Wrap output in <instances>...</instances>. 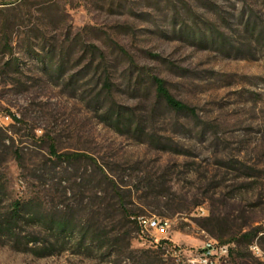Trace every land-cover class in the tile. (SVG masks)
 Here are the masks:
<instances>
[{
  "label": "rangeland",
  "instance_id": "374dc122",
  "mask_svg": "<svg viewBox=\"0 0 264 264\" xmlns=\"http://www.w3.org/2000/svg\"><path fill=\"white\" fill-rule=\"evenodd\" d=\"M0 111V264H177L156 236L264 264V0H0Z\"/></svg>",
  "mask_w": 264,
  "mask_h": 264
},
{
  "label": "built area",
  "instance_id": "2783aa9c",
  "mask_svg": "<svg viewBox=\"0 0 264 264\" xmlns=\"http://www.w3.org/2000/svg\"><path fill=\"white\" fill-rule=\"evenodd\" d=\"M11 121V115L0 111V127L8 126ZM138 223L143 233L153 232L155 234L168 230L172 224L170 219L147 216L139 217ZM155 246L161 249L165 257H170L177 264H226L236 248L234 242H223L217 239L206 241L200 248H185L157 236ZM250 250L264 262V256L260 254L259 247H252L251 243Z\"/></svg>",
  "mask_w": 264,
  "mask_h": 264
},
{
  "label": "trees",
  "instance_id": "16d2710c",
  "mask_svg": "<svg viewBox=\"0 0 264 264\" xmlns=\"http://www.w3.org/2000/svg\"><path fill=\"white\" fill-rule=\"evenodd\" d=\"M151 83L156 86L158 97L162 100H164L168 106H170L172 109L178 111V112H188L191 111V109L183 104L182 102L176 100L173 95L169 92L166 82L163 79H160L156 76H149ZM104 90L110 92L111 91V83L107 80L105 81V88ZM131 115V116H130ZM133 118L134 115L131 113L128 116V113L123 111L121 107H118V109H115V111L112 112V115L110 119L112 120L113 126L116 128H119L121 126H127L129 132L139 133L140 135L145 134V131L142 129L141 124L136 125V127H133ZM19 120V119H17ZM126 121L128 123H126ZM79 155L77 154H66L63 156H58L59 159H72L74 157H77ZM32 204V203H30ZM23 209V203L21 201H18L14 207L9 213H7L5 219L2 221L3 225L7 230L12 231L14 229V224L18 223L20 219L22 218L21 212ZM53 219H51L52 221ZM54 226V225H53ZM68 225L67 221L62 220L58 224V230L59 231H67ZM258 234V231H251L247 234H245V237L248 238V240L253 239ZM161 251L159 247H156Z\"/></svg>",
  "mask_w": 264,
  "mask_h": 264
},
{
  "label": "bare ground",
  "instance_id": "6f19581e",
  "mask_svg": "<svg viewBox=\"0 0 264 264\" xmlns=\"http://www.w3.org/2000/svg\"><path fill=\"white\" fill-rule=\"evenodd\" d=\"M252 247H259V246L257 244H254V245H252ZM259 252H260V254H262L260 248H259Z\"/></svg>",
  "mask_w": 264,
  "mask_h": 264
}]
</instances>
